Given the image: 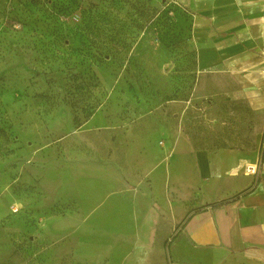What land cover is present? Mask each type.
Wrapping results in <instances>:
<instances>
[{"label":"rangeland","instance_id":"obj_1","mask_svg":"<svg viewBox=\"0 0 264 264\" xmlns=\"http://www.w3.org/2000/svg\"><path fill=\"white\" fill-rule=\"evenodd\" d=\"M263 100L264 0H0V264H169L143 178L253 149Z\"/></svg>","mask_w":264,"mask_h":264},{"label":"crops","instance_id":"obj_2","mask_svg":"<svg viewBox=\"0 0 264 264\" xmlns=\"http://www.w3.org/2000/svg\"><path fill=\"white\" fill-rule=\"evenodd\" d=\"M168 150L143 178L147 195L177 191L178 198L164 199L171 209L165 220L173 227L181 221L166 247L168 263L264 264V128L251 150L194 149L184 135Z\"/></svg>","mask_w":264,"mask_h":264},{"label":"bare ground","instance_id":"obj_3","mask_svg":"<svg viewBox=\"0 0 264 264\" xmlns=\"http://www.w3.org/2000/svg\"><path fill=\"white\" fill-rule=\"evenodd\" d=\"M236 12H238V9L236 10ZM261 134H262L261 132H258L255 140V145L260 141Z\"/></svg>","mask_w":264,"mask_h":264}]
</instances>
